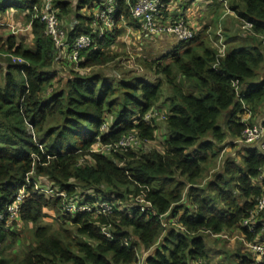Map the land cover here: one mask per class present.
I'll return each instance as SVG.
<instances>
[{"label": "trees", "instance_id": "1", "mask_svg": "<svg viewBox=\"0 0 264 264\" xmlns=\"http://www.w3.org/2000/svg\"><path fill=\"white\" fill-rule=\"evenodd\" d=\"M110 1L117 3L115 25L99 38L94 12ZM135 1L51 0L70 41L80 34L94 40L75 63L70 49L57 47L44 23L32 18L33 7L44 0H0V15L7 19L25 12L31 39L29 46L17 34L0 35V214L18 190L24 195L18 219L11 226L5 216L0 219V264H139L142 253L149 254L144 264H210L215 245L208 236L238 230L253 240L241 221L264 193V180L261 187L253 184L264 169V154L245 152L244 172L223 160L219 172L201 181L224 145L240 137L246 112L251 124L264 109V83H251L264 64V0H230L225 7L247 43L228 48L225 55L196 34L188 42L177 39L167 54L136 59L142 74L99 70L120 62L108 50L122 30L126 35L141 30L130 12ZM163 2L162 19H173L170 1ZM74 17L81 25H73ZM244 23L250 26L244 29ZM156 118L164 119L161 150L143 149L155 139ZM128 137L136 143L122 147ZM43 188L65 196L41 193ZM142 189L158 216L168 214L184 229L165 228L162 218L140 210L72 215L65 209L68 199L79 203L87 195L89 205L106 195L115 196L114 204L127 205ZM51 210L58 229L41 224ZM29 227L31 242L21 245L18 256L6 255ZM231 255H226L228 264L259 259L241 250Z\"/></svg>", "mask_w": 264, "mask_h": 264}, {"label": "built area", "instance_id": "2", "mask_svg": "<svg viewBox=\"0 0 264 264\" xmlns=\"http://www.w3.org/2000/svg\"><path fill=\"white\" fill-rule=\"evenodd\" d=\"M163 1L174 2L175 0H136L133 5H130V12L133 17L139 20L141 30L149 36L164 34L173 35L182 42H188L192 40L197 34L196 26L192 25V21H189L185 16L179 17L177 19H162L161 9L165 6ZM116 5V1H110L104 5L101 4L95 10V23H99V38L103 37L107 32L112 31V28L115 25L114 15L117 8ZM32 18H38L44 23L45 34L57 47L67 50L70 49V52H68L69 59L75 63L78 61L79 52L93 45L94 40L88 34H80L77 35L72 41L69 40L67 30L62 25V22L59 19L57 12L51 3V0H44L40 7L34 6ZM3 20L5 21L6 26H9L12 35H16L18 32L29 31L28 29L30 25L19 27L17 24L10 22V19H7L6 16L3 15H0V26L4 24ZM249 26V23H244L243 28L245 29ZM14 59L24 62L18 57ZM233 84L237 86L236 82ZM248 119H250V112H246V115L243 117L245 126L237 142L243 145H257L258 148L264 152V125H258L254 123L249 124L247 123ZM103 127L106 130V127L103 125L101 130H103ZM135 143L136 142L132 137H128L123 139L120 142V145L122 147H127L130 146V144ZM98 148L99 146L96 145L93 150L97 151ZM260 179L263 181L264 175H262ZM145 192L146 191L142 189L139 194L135 195L134 197L132 196V198L129 199L127 205H123L120 202H116L114 204V195H106L103 197L99 196L95 205H89L87 202L89 196H82L80 197L79 203L71 202V200L68 199V202L65 204V209L69 214L72 215H76L79 212L93 213V211L96 212V215H105L112 212L114 208H118L121 212H125L129 215H131L136 210H140L147 216L156 217L158 216L157 210L152 202L146 199ZM41 193L47 195L65 196L63 191L53 188H43L41 189ZM23 197V191H19L14 197V200L7 206L5 215L0 214V219H3L5 216L7 226H11L13 222L18 219L19 202L22 201ZM104 198H106V200H104ZM262 214H264V193L256 199L254 208L251 209L248 215L241 221L242 227L249 233L253 234L254 238L253 240H247L246 236L242 234L239 240L243 243L245 251L255 257H264V216H262ZM167 215L168 214L158 216L159 218H162L163 227L165 228L169 224L165 222L163 217H167ZM172 224L176 225L175 222ZM176 226L180 229H184L178 225ZM105 234L107 237L111 238L110 233L106 232ZM212 236L218 238H227V235L224 234ZM126 244L127 242L125 245ZM256 263H260L259 259H257ZM196 264L203 263L199 261Z\"/></svg>", "mask_w": 264, "mask_h": 264}, {"label": "rangeland", "instance_id": "3", "mask_svg": "<svg viewBox=\"0 0 264 264\" xmlns=\"http://www.w3.org/2000/svg\"><path fill=\"white\" fill-rule=\"evenodd\" d=\"M198 0H183V8L185 9V12L188 13V15L190 17L195 18L196 20H204L206 22V26L204 28H202L201 31H198L197 34H199L200 39H207L208 40V44H210V46H213V43L216 39L215 33L217 32L218 34V40L216 41H222L223 36L225 37L226 33L224 32L223 29V25L224 22L227 19V22L230 24L231 30L236 29L237 25H238V21L236 18H234L232 15H230V13L228 12V8L225 9V7H229V3L230 0H225L226 2L220 0L219 1H213V5L211 7V9L208 11V17L206 14H204L202 11L205 9V4L204 3H198ZM212 1V0H211ZM209 0V3L211 2ZM204 2H206L204 0ZM193 6H196L195 9H192ZM192 9V10H191ZM188 10H191L193 13H189ZM82 15V12H81ZM177 19V18H175ZM13 21H15L14 19H12ZM24 18L21 19L20 23L22 24V26H24ZM4 24L2 25V27H5V29L0 30V35H3V37H6L8 34L10 35V29L9 26H6L5 21L3 20ZM14 24H16L14 22ZM17 26H19L17 24ZM19 26V27H22ZM221 29L223 30V33H221ZM215 36V38H214ZM154 38V36H151ZM132 38V37H131ZM17 39H22L24 40V43L27 45H31L29 42L31 41L28 32H18L17 33ZM117 41V39H116ZM134 41V40H132ZM226 41V39H225ZM236 43L238 42H242L241 38H236L235 41ZM251 43V42H250ZM120 44H122L120 42ZM228 44V43H227ZM247 43H239L236 45H229V49H232L233 47L239 48L244 46ZM115 48H117L116 53H120L119 56L116 58L115 61H120V62H115V63H108L107 66L105 68H98L99 70H105V71H111V72H116L119 73L120 75H126L127 73L132 74V73H136V74H142L143 73V69L141 67V61H142V57L144 56H149V60L152 57H159L158 53H165L166 51L160 49L157 47L156 45V41L155 40H148L147 42L145 41V43L143 44L142 47L139 46H129L128 48H126L125 45L122 46V48H118L117 46V42L115 43ZM140 48V49H139ZM217 51L219 53H223V47H220L219 49H217ZM115 54V53H112ZM125 55H127V60L125 59ZM113 56V55H112ZM139 60L138 62H135V60ZM61 68V65H59ZM70 67V66H69ZM264 68V64L263 67ZM261 70L258 72L257 75V79L255 78V80L251 81V83H253V85H255L254 87H256L259 82H261L260 80L264 78V73L262 74ZM96 69V70H98ZM259 81V82H258ZM163 120L161 118H156V125L158 126L156 132H155V139L151 142H148L147 144L143 145V149H151V148H157L159 150H161L160 146L162 145L161 142L163 140V132H164V128H163ZM103 130H105V128L103 127ZM225 143H222V145ZM233 150L231 148L226 149L224 152H222L221 154V159L218 158L217 160V164H216V168L214 170H208V172L205 174V178L201 181L202 183L210 180V178H212L213 176V171H216L219 169V171L221 170L222 166L220 164V162L222 163L224 158H228L233 160V156L235 155L233 153H231ZM241 158V159H240ZM233 162L235 164H237L238 168L240 171L244 172V167L242 164V155L240 153V157L235 158L233 160ZM19 191H23L22 189L18 190ZM109 198V197H107ZM104 200H106V198H104ZM51 213H53V211H50ZM54 214V213H53ZM47 223L52 222L51 220H47ZM55 229H58V225L59 222L55 223ZM224 235H227V238H219V240H216V237L210 235L208 236V240L213 243L216 247V251L214 252H210V256L208 259V262L210 264H228V258L226 257V255L228 254H232L231 258H233L235 256L236 251H245V247L243 245V243L238 240V234L236 232H226L223 233ZM19 235V234H18ZM17 235V236H18ZM21 236V241L19 242V240L17 241V243L11 247L10 249L5 251V254L10 256V257H15L18 256L19 253H21V245H23V248L26 247V245L31 242L30 239L32 238V231H30V227L29 230L25 229ZM19 237V236H18ZM160 246V245H159ZM222 252V253H220ZM246 252V251H245ZM259 258V261L264 262V257L259 256L256 257ZM139 264H144V258H139Z\"/></svg>", "mask_w": 264, "mask_h": 264}, {"label": "crops", "instance_id": "4", "mask_svg": "<svg viewBox=\"0 0 264 264\" xmlns=\"http://www.w3.org/2000/svg\"><path fill=\"white\" fill-rule=\"evenodd\" d=\"M213 1H219L220 2V0H212L210 2V4H209L210 5L209 7H207L206 5H204L205 6V9L202 12L204 14H206L207 17H208V13H207L206 9L208 11L211 9L212 5L214 4ZM197 2L198 3L200 2V3H204L205 4L204 0H200V1L198 0ZM182 3H183V0H175L174 2L173 1H170V3H169V10H168L169 16L173 17V19L179 18V17H182V16H185L189 21H192V25H195L196 26V29L198 31H201L202 28H204L206 26V22L204 20H196L195 21V18L190 17L188 15V13L185 12V9L183 8ZM195 8H196V6H193L192 7V9H195ZM191 10H188V12L189 13H193ZM81 12H83V10H81ZM12 14H14V13H12ZM24 14H25V12L15 11V15L16 16H15V18H13L15 21H13V20L10 19V22H13V24L15 22L19 26H22V24L20 23V21H21V19L24 18ZM72 22H73V25L74 24L75 25H78L79 22H80L79 25H81V22L82 21L81 20L77 21L76 17H74V18H72ZM24 26H22V27H24ZM223 29H224V32L226 33L225 37L222 34V37H223L222 41H220V42L219 41H216V40H218V34L216 32L215 33L216 39H215V41L213 43V45H214V47L216 49H219L220 47H223V53H220L221 55H225L226 54V51L229 48V45H236V44L244 43L245 42L244 41L245 40L244 31L238 29V27H236V29L231 30L230 24L227 22V19L224 22ZM131 32H132V30H131ZM131 32H130V35L129 34L126 35V34H124V30H122V34L119 36V39L117 41H115V43L117 42L118 48L121 49L123 45H125L126 48H128L129 46H133V45L136 46V47L137 46L142 47L143 44L145 43V41L147 42L148 40H155L156 41V45H157L158 48H160V49L168 52L169 50L174 49L175 46H176V44H178L177 38L175 36H173V35H157V37H154L153 38V37H150L149 35H147L146 33H144L142 30L138 29L137 27L135 29H133V32L132 33ZM221 33H223V30H222ZM215 36H214V38H215ZM236 38H241L242 39V42H238V43L234 42ZM225 39H226V41H225ZM132 40H134V41H132ZM120 42L122 44H120ZM115 43L113 44L112 48L109 47L110 50H108V51H111L112 53H115V54L110 53V55L118 56L120 53H116V51H114V50H117V48L114 49L115 48ZM158 54L161 55V54H167V53H158ZM262 70H264V68H262ZM263 73H264V71H262V74ZM260 81L264 83V78L261 79ZM255 114L256 115H254L253 123L254 124H258V125H264V109L263 108H260L259 109V112L255 113ZM237 140H238V138H236L234 140H231L230 142L228 141V143H226L224 145V147L221 149V152L219 153L218 158L221 159L222 152H224L228 148H231L233 150L231 153L235 152L234 153L235 155L233 156L234 159L240 157V153H241V155H243L245 152H247L250 149H256V151L258 153H263L264 154V152L261 151L258 148L257 145H243V144L237 142ZM223 160H231V159H228L226 157ZM233 160H231V161H233ZM220 164H221V162H220ZM215 168H216V166L213 167V168H211L210 170H214ZM217 172H219V169L216 170V171H213L214 174L217 173ZM262 175H264V169H262V171H261V176ZM260 177L257 178V179H254L253 180V184L261 187L263 181L260 179ZM185 202H186L185 203L186 206H188V207L191 206V202L189 200L186 199ZM47 214H48L47 217H45L41 221V224L50 225V226H52V227L55 228V226H56L55 225V222H56L55 221V219H56L55 218V215L53 213H51L50 211H47ZM47 220H51L52 222L47 223L46 222ZM166 221L168 222V224L171 225L173 222H175V219L174 218L169 219L167 217L166 218ZM233 232H236L238 234V237L237 238L239 240V238L242 236V232H240L238 230H235ZM160 243L161 242H160V239H159L157 241L156 247H158L160 245ZM210 244H211V242H210ZM210 249L211 250L209 251V256H210V252H214L215 253L216 247L213 246V248L210 247ZM147 255H149V254L148 253H142V254H139L138 257L139 258H141V257L144 258Z\"/></svg>", "mask_w": 264, "mask_h": 264}]
</instances>
